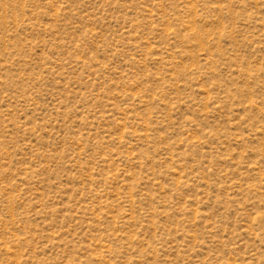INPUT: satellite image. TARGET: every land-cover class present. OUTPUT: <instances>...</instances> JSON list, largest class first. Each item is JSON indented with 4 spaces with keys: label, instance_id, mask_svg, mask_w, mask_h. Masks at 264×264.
<instances>
[{
    "label": "rangeland",
    "instance_id": "1",
    "mask_svg": "<svg viewBox=\"0 0 264 264\" xmlns=\"http://www.w3.org/2000/svg\"><path fill=\"white\" fill-rule=\"evenodd\" d=\"M0 264H264V0H0Z\"/></svg>",
    "mask_w": 264,
    "mask_h": 264
}]
</instances>
